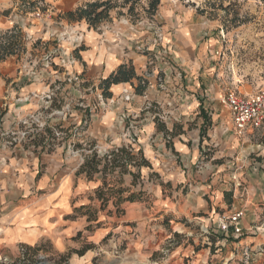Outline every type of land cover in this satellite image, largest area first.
<instances>
[{"label": "clouds", "instance_id": "9594fccd", "mask_svg": "<svg viewBox=\"0 0 264 264\" xmlns=\"http://www.w3.org/2000/svg\"><path fill=\"white\" fill-rule=\"evenodd\" d=\"M0 264H264V0H0Z\"/></svg>", "mask_w": 264, "mask_h": 264}]
</instances>
